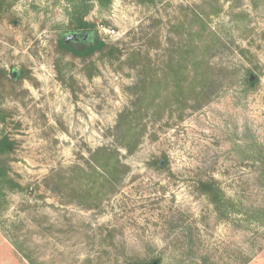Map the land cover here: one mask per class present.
<instances>
[{"label":"rangeland","instance_id":"rangeland-1","mask_svg":"<svg viewBox=\"0 0 264 264\" xmlns=\"http://www.w3.org/2000/svg\"><path fill=\"white\" fill-rule=\"evenodd\" d=\"M5 3L0 68L16 77L0 78V134L16 141L12 175L23 189L0 200V264H264V0ZM77 11L123 53L96 54L92 78L64 56L62 82L55 45L75 31ZM199 13L205 44L182 64L190 84L194 55L205 56L207 95L188 86L180 98L147 99L138 149H121L125 172L90 190L93 152L116 147L119 113L135 108L130 88L191 46ZM211 177L237 203L226 218L198 190Z\"/></svg>","mask_w":264,"mask_h":264},{"label":"trees","instance_id":"trees-1","mask_svg":"<svg viewBox=\"0 0 264 264\" xmlns=\"http://www.w3.org/2000/svg\"><path fill=\"white\" fill-rule=\"evenodd\" d=\"M97 1L101 7H107L112 2V0ZM5 2L6 0H0V10L6 5ZM75 9L81 10V5L75 4ZM77 12L79 13L71 19L69 29L89 32L92 33L93 36L88 43L80 46L66 43L64 37L57 39L55 45L56 51L59 53L57 71L58 78L62 82H66V78L63 74L64 68L61 66V61L64 56L70 55L71 57L80 59L87 70V76L92 78L99 73L93 61L96 54L112 57L119 56L123 53L122 48L109 42L104 36L98 35L97 24L94 21L86 19L81 11ZM202 15L203 14L200 13L197 15L196 19L200 27L195 31V37L191 39V46H180V48L177 49L180 57H175L172 54L169 57L165 69L160 75H157L156 79L148 80L146 76L140 73L136 83L130 88L131 93L135 96V108L127 107L119 113L117 123L114 127L116 147L100 146L93 152L94 166L89 174L98 181V183L93 184L90 190L94 189L97 193L101 192V189L105 188L107 185H112L114 180L125 172V170L122 169L124 164L120 158L122 155L121 149L125 150L127 154H132L138 149L144 129H142L137 122L143 117L144 105L142 104L145 103L147 99L151 102L156 101V99H158L161 94L164 95L165 92H167V95L171 93L172 96L180 98L178 94L186 91L188 86L189 89L194 90L196 95H207V87L212 82L209 74L211 66L208 61L203 59L205 56L203 54H201L202 57L198 54L194 55L193 65L195 74L190 84H186L185 82V76H189V73L186 71L187 68L182 64V59L188 55L190 49L198 51L202 49L205 44L201 34L203 28L207 29L208 17L206 18ZM11 75L12 77H16L13 72L0 68V78H7ZM257 81V76L253 80L248 79L251 85L256 84ZM160 85L164 86L161 87ZM70 88L74 97L78 98L74 87L70 86ZM137 104L140 105L137 106ZM3 114H5V111L0 109V122L5 121L6 117ZM15 148L16 141L8 134L2 132L0 134V200L5 199L7 191L23 189L22 184L12 175L10 156L15 151ZM197 184L198 190L208 197L219 216L226 218L229 216V213L235 210L237 203L227 195L218 179L214 177L207 179L200 178ZM155 261H157L156 264H163L161 258L153 259L149 262L142 261V264H152Z\"/></svg>","mask_w":264,"mask_h":264},{"label":"water","instance_id":"water-1","mask_svg":"<svg viewBox=\"0 0 264 264\" xmlns=\"http://www.w3.org/2000/svg\"><path fill=\"white\" fill-rule=\"evenodd\" d=\"M92 36V33L75 30L70 33H67L64 38L66 43L84 42L86 44L91 40ZM156 262L157 261L153 262L152 264H156Z\"/></svg>","mask_w":264,"mask_h":264},{"label":"flooded vegetation","instance_id":"flooded-vegetation-1","mask_svg":"<svg viewBox=\"0 0 264 264\" xmlns=\"http://www.w3.org/2000/svg\"><path fill=\"white\" fill-rule=\"evenodd\" d=\"M71 44H75V46H76V44L83 45L85 43L84 42H71Z\"/></svg>","mask_w":264,"mask_h":264},{"label":"built area","instance_id":"built-area-1","mask_svg":"<svg viewBox=\"0 0 264 264\" xmlns=\"http://www.w3.org/2000/svg\"><path fill=\"white\" fill-rule=\"evenodd\" d=\"M110 33H111V34H114V33H115V29H112V30L110 31Z\"/></svg>","mask_w":264,"mask_h":264}]
</instances>
